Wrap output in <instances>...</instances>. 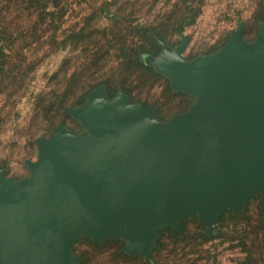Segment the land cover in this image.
<instances>
[{
	"label": "water",
	"instance_id": "95a60500",
	"mask_svg": "<svg viewBox=\"0 0 264 264\" xmlns=\"http://www.w3.org/2000/svg\"><path fill=\"white\" fill-rule=\"evenodd\" d=\"M236 32L189 61L182 36L173 49L160 43L151 67L193 97L163 126L152 106L99 86L68 111L87 133L58 126L36 140L28 178L0 174V264H77L79 237L119 238L122 253L151 264L156 231L196 215L211 237L253 195L264 228V22L254 50Z\"/></svg>",
	"mask_w": 264,
	"mask_h": 264
},
{
	"label": "trees",
	"instance_id": "16d2710c",
	"mask_svg": "<svg viewBox=\"0 0 264 264\" xmlns=\"http://www.w3.org/2000/svg\"><path fill=\"white\" fill-rule=\"evenodd\" d=\"M157 1L150 0L143 9L141 0H0V97L7 91L6 103L13 97L12 107L24 95V84L44 60L64 54L45 86L31 96L30 120L38 128L27 140L30 149L58 126L78 135L81 127L68 111L83 106L86 94L99 86L107 99L120 91L131 105L152 106L161 123L187 110L193 97L170 89L150 63L160 54V43L173 49L182 35L189 43L184 33L195 24L206 0H165V8L152 12ZM263 22L264 0H255L250 15L240 22L241 39L252 41ZM227 39L228 33H223L202 51L189 50L183 60L211 55ZM3 108L0 130L9 115ZM251 201H256V219H251L249 204L240 212L225 211L211 237L196 215L179 220V232L168 227L156 231L151 264H181L188 256L195 257L188 263L194 264L208 254L201 247L212 240L238 248L243 253L238 264H264L259 197L253 195ZM122 246L119 238L95 243L79 237L71 254L77 264H147L140 255L122 253Z\"/></svg>",
	"mask_w": 264,
	"mask_h": 264
},
{
	"label": "rangeland",
	"instance_id": "374dc122",
	"mask_svg": "<svg viewBox=\"0 0 264 264\" xmlns=\"http://www.w3.org/2000/svg\"><path fill=\"white\" fill-rule=\"evenodd\" d=\"M141 1L139 4L143 6V9H146L150 0ZM164 1L158 0L152 12L165 8ZM254 3L255 0H206L195 24L184 33L185 36L189 37V43L185 42V38L182 35L185 46L180 56L181 59L183 60L185 54L191 49H193L192 52H200L203 48L212 45L223 33H228L229 35L230 33H237L236 31L238 30L241 32L240 22L247 19L250 15ZM243 42L249 44L251 50L256 47L254 39ZM16 50H18L17 47ZM63 55V53H58L54 56H49L42 62L32 78L24 84L21 91L24 95L14 103L13 108L10 106L13 97H10L9 102L6 103L4 95L7 91L0 97V107L3 105V109L9 111V115L0 130V161L3 163H1L3 168L0 169V174L4 179L11 178L17 181L19 179H15L16 177L26 179L29 176L25 162L33 163L36 161L37 139L35 140V146L31 147V149L27 140L34 130L38 128V126H34L36 125L35 122L30 120L31 96L45 86L46 77L55 70ZM163 124L159 122V125L163 126ZM82 131L87 133L89 130L85 129ZM247 204H249L250 214L252 215L251 219H256V201H251L250 198L243 206ZM218 242V240H212L201 247L203 250H207L208 254H203V258L197 260L194 264H238L241 261L243 253L238 248H230L227 242L221 244ZM186 258L187 260L184 259L180 263L188 264L190 262L189 259L191 260L195 257L188 256Z\"/></svg>",
	"mask_w": 264,
	"mask_h": 264
}]
</instances>
